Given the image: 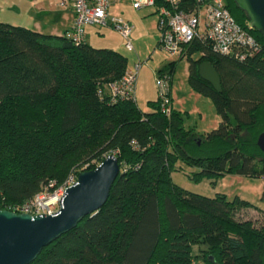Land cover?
Returning a JSON list of instances; mask_svg holds the SVG:
<instances>
[{"label":"trees","instance_id":"1","mask_svg":"<svg viewBox=\"0 0 264 264\" xmlns=\"http://www.w3.org/2000/svg\"><path fill=\"white\" fill-rule=\"evenodd\" d=\"M225 3L258 49L240 60L197 38L187 44L188 81L219 115L205 133L174 106L161 112L157 98L149 111L132 98L109 101L106 84L128 67L121 51L0 20V208L14 210L108 154L120 165L104 204L27 264H264V208L257 219L240 217L255 205L190 191L171 177L185 167L194 168L190 179L212 184L225 173L264 177L256 143L264 131V34L235 0ZM204 60L221 91L199 75ZM175 65L157 71L172 76Z\"/></svg>","mask_w":264,"mask_h":264},{"label":"built area","instance_id":"2","mask_svg":"<svg viewBox=\"0 0 264 264\" xmlns=\"http://www.w3.org/2000/svg\"><path fill=\"white\" fill-rule=\"evenodd\" d=\"M69 0H61L64 4ZM74 19L67 35L74 42L85 39V27L97 25L111 27L122 38L128 50L134 49L132 41L133 23L119 14H112L110 7L116 2H128L134 9L152 7L157 13L158 47L171 56H183L186 46L199 39L213 51L231 54L242 60L258 49L257 40L233 17L225 0H194L191 7L183 6L184 0H71ZM250 26V24H249ZM142 62L137 60L127 67L123 75L106 84L109 101L135 99V88ZM171 74L156 71V94L161 112L169 115L173 109L171 98ZM77 175L71 173L58 186L49 182L33 198L15 207V211L53 213L60 206V200L67 186L75 182ZM53 187V188H52Z\"/></svg>","mask_w":264,"mask_h":264},{"label":"crops","instance_id":"3","mask_svg":"<svg viewBox=\"0 0 264 264\" xmlns=\"http://www.w3.org/2000/svg\"><path fill=\"white\" fill-rule=\"evenodd\" d=\"M60 2L61 0H0V20L12 24H22L25 26H29L35 30L45 33L62 34L64 32H67L71 28L74 19V11L72 8L71 0L67 1L64 4H60ZM142 9L145 10L139 12ZM110 12L112 14H119L133 23V29L131 33L133 37L140 36V33H146L148 36L153 37L157 49L162 50L160 49V47H158L157 14L152 7H142L140 9H134L128 2H116L111 5ZM145 14L154 15L145 17ZM146 26L148 27L146 28ZM85 40L94 46H106L114 48L126 55V53L123 52V50H121L120 48V46H122L121 36L111 27H100L92 24L87 25L85 27ZM132 50H135V46ZM155 50L156 48H154L152 53H149L148 56L150 58L152 57V54H154ZM162 51L166 54V56H170V59L168 61H176L175 69L178 60L183 58L186 59L185 55L171 56L164 50ZM136 59L141 60L142 64L144 63V60L141 59V56L137 54L133 59V63L131 65L128 64V66L131 67L136 62ZM160 61L150 65L147 70L144 69L143 71L141 70V64L138 71L135 88V100L138 107L142 110H151V107L148 108V101L157 98L155 87L156 71L158 68L162 67L168 62L167 61L162 64V60ZM188 73L189 61L187 65V81ZM190 88L193 87L191 86ZM188 90V93L192 95L194 94V91H191L192 89ZM177 93H179V91L174 88V82L172 78V104L179 110L186 111L185 120H190L189 123L187 121L186 125L193 126L195 130L201 133H205L217 126L219 122V115L216 112L215 107L213 106V102L207 104L209 116L206 117V115H204L203 113V110L201 111L200 106L198 105L192 106V108L188 109H182L178 107L177 105H180L181 100L177 98ZM183 103L184 102H182V104ZM194 113H197L196 117ZM219 180H222L225 188H223L222 186L223 189L220 188L216 192H223L228 198H232L234 195H239L240 197L247 199L255 205L246 207L247 209L254 208L259 212L258 208H264V197H261L264 190V177H248L236 173H225L217 179L216 183L214 184L215 186H217ZM248 195L250 198L248 197Z\"/></svg>","mask_w":264,"mask_h":264},{"label":"water","instance_id":"4","mask_svg":"<svg viewBox=\"0 0 264 264\" xmlns=\"http://www.w3.org/2000/svg\"><path fill=\"white\" fill-rule=\"evenodd\" d=\"M246 12L251 27L264 34V0H235ZM199 75L221 91L220 76L212 63L198 65ZM264 151V131L256 139ZM120 171L114 154L106 155L94 168L81 170L67 186L59 208L53 213H29L0 208V264H27L42 247L74 227L86 214L98 210L106 201L110 187Z\"/></svg>","mask_w":264,"mask_h":264},{"label":"rangeland","instance_id":"5","mask_svg":"<svg viewBox=\"0 0 264 264\" xmlns=\"http://www.w3.org/2000/svg\"><path fill=\"white\" fill-rule=\"evenodd\" d=\"M145 9L140 10L139 12L144 11ZM157 14V13H156ZM154 14H145V17H149ZM158 16V15H157ZM156 18V17H155ZM148 26H146L147 28ZM140 36L133 37V43L135 46V50H128L126 49L123 44L120 46L121 50L126 53L128 56V64L131 65L133 63V59L136 57L137 54L141 56V59L144 60V63L142 64L141 70L148 69L150 65L162 60V64L167 62L170 59V56H166V54L162 51L157 49V46H155V42L153 40L152 36H148L146 33H140ZM154 48L156 50L154 51V54H152V57L150 58L148 55L149 53H152ZM139 52V53H138ZM146 60V61H145ZM152 60V61H151ZM137 61V59H136ZM161 62V61H160ZM187 65L188 61L183 58L178 60L176 69L172 75L173 82H174V88L179 91L177 93V98H179L180 105H177L178 107L182 109H188L192 108V106H200V110H203L204 115L209 116V110L207 108V104L212 103L211 99L207 96H204L202 94H199L197 91H195L193 88H190V84L187 81ZM172 82V79H171ZM156 87V85H155ZM188 89H192L191 91H194L193 95L188 93ZM196 93V94H195ZM197 95V96H196ZM182 102H184L182 104ZM149 106V105H148ZM214 106V105H213ZM150 108V106L148 107ZM181 111V110H180ZM184 113L186 117V111H181ZM195 117L197 116V113H194ZM188 123L190 122L189 119H187ZM187 121L185 120V124H187ZM194 169V168H193ZM192 168H183V169H174L171 172L172 180L182 186L185 189H188L190 191L199 192L205 195H214L217 190L220 188H225L222 180L218 181L217 186L212 184L209 179H202L200 181H194L188 177V173L190 170H193ZM223 186V188H222ZM249 197V195H248ZM250 198V197H249ZM240 217H250L252 219H257L260 216V213L255 210L254 208H242L238 212Z\"/></svg>","mask_w":264,"mask_h":264}]
</instances>
